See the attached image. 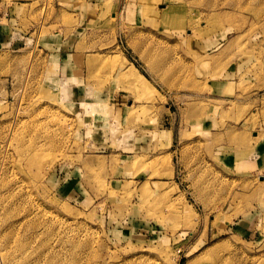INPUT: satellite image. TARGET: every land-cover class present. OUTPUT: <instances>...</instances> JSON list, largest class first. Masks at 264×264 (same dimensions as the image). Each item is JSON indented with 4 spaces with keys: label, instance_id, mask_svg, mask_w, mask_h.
<instances>
[{
    "label": "rangeland",
    "instance_id": "1",
    "mask_svg": "<svg viewBox=\"0 0 264 264\" xmlns=\"http://www.w3.org/2000/svg\"><path fill=\"white\" fill-rule=\"evenodd\" d=\"M0 264H264V0H0Z\"/></svg>",
    "mask_w": 264,
    "mask_h": 264
},
{
    "label": "crops",
    "instance_id": "2",
    "mask_svg": "<svg viewBox=\"0 0 264 264\" xmlns=\"http://www.w3.org/2000/svg\"><path fill=\"white\" fill-rule=\"evenodd\" d=\"M133 96H130V98H132ZM124 98V97H123ZM133 99V98H132ZM120 105H124L123 101H120ZM128 105L130 107H133V101H129ZM129 107V108H130ZM126 106L125 107H120V113L121 115L125 114L126 112ZM151 152H152V146H151ZM214 164L219 167L220 169H222L224 172L228 173L229 175H234V171L238 172V173H242V175H240V177H244V176H253L254 174H256L258 172L257 170V166L261 167V163H259V161H254L252 159H244L242 161L237 160L235 157L232 156H221L219 159L216 160V162H214ZM244 173V174H243Z\"/></svg>",
    "mask_w": 264,
    "mask_h": 264
},
{
    "label": "bare ground",
    "instance_id": "3",
    "mask_svg": "<svg viewBox=\"0 0 264 264\" xmlns=\"http://www.w3.org/2000/svg\"><path fill=\"white\" fill-rule=\"evenodd\" d=\"M125 75H126L125 77L130 81L134 82L136 86L139 83H144L145 78L138 72V70L135 67H130V69L127 70Z\"/></svg>",
    "mask_w": 264,
    "mask_h": 264
}]
</instances>
